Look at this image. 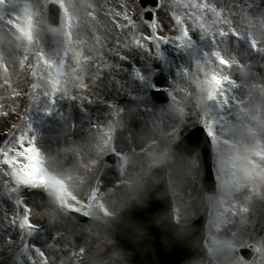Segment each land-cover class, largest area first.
<instances>
[{
  "label": "rangeland",
  "instance_id": "374dc122",
  "mask_svg": "<svg viewBox=\"0 0 264 264\" xmlns=\"http://www.w3.org/2000/svg\"><path fill=\"white\" fill-rule=\"evenodd\" d=\"M13 1L0 0V32L6 34L15 20L8 15L16 12ZM50 1L20 8L24 41L13 50L0 44V199L13 209L6 219L12 233L0 230L6 245L0 264L14 258L22 264H126L117 257L112 227H88L58 207L103 221L102 208L121 211L152 167L167 160L177 219L194 220L203 205L201 163L175 155V149L178 138L198 125L211 136L219 181L210 261L243 264L237 250L250 243L260 248L250 264H264V14L247 12L245 5L254 6V0H161L152 26L143 23L138 1L127 0L117 21L134 24L133 33L139 25L143 35L123 39L115 33L109 44L101 37L105 27L114 29L97 0H56L67 10L64 27L50 37ZM232 33L243 39L227 47L225 38L236 40ZM155 88L170 90V104L152 102ZM200 98L203 107L193 121ZM148 106H156L151 119H159L149 129L138 123L139 107ZM140 127L145 137H139ZM175 127L180 133L170 136ZM111 152L119 161L105 169ZM38 170L69 184L78 203L62 189H50ZM27 225L50 232L34 244ZM223 251L231 258L216 256Z\"/></svg>",
  "mask_w": 264,
  "mask_h": 264
},
{
  "label": "water",
  "instance_id": "95a60500",
  "mask_svg": "<svg viewBox=\"0 0 264 264\" xmlns=\"http://www.w3.org/2000/svg\"><path fill=\"white\" fill-rule=\"evenodd\" d=\"M168 194L151 185L136 199L121 222L116 221L117 251L132 264H180L206 253L207 215L190 226L172 222ZM132 249V250H131Z\"/></svg>",
  "mask_w": 264,
  "mask_h": 264
},
{
  "label": "bare ground",
  "instance_id": "6f19581e",
  "mask_svg": "<svg viewBox=\"0 0 264 264\" xmlns=\"http://www.w3.org/2000/svg\"><path fill=\"white\" fill-rule=\"evenodd\" d=\"M36 0H22V2L24 3V6H32V5H35ZM15 16H21V13L20 11H17L15 12ZM105 33L107 35V37H111L113 35L112 31L108 28L105 29ZM0 44H3L4 46H6L7 48H12L14 47L13 46V43L9 42L4 35H2L0 33ZM9 47H8V45ZM141 118L143 117V115L140 116ZM138 130L140 131L139 133V137H145L147 135V133H144L143 130H142V127L138 128ZM4 200V198H2V201ZM1 199H0V217H2L5 213H6V218L4 219H0V230L3 231L4 233L8 234L7 236H10V234L12 233V228H9L7 227L6 225V219L13 213V209L12 208H9L8 205H5L2 203ZM92 228V227H91ZM3 238L5 240H7V237L6 236H3ZM0 240H2L0 238ZM6 245L0 243V247H5ZM223 255H226L227 253L225 252H222ZM13 264H22L21 261H19L17 258H14L13 260Z\"/></svg>",
  "mask_w": 264,
  "mask_h": 264
},
{
  "label": "snow or ice",
  "instance_id": "6c2138e0",
  "mask_svg": "<svg viewBox=\"0 0 264 264\" xmlns=\"http://www.w3.org/2000/svg\"><path fill=\"white\" fill-rule=\"evenodd\" d=\"M141 2H143V0H141ZM150 15V14H149ZM222 63H226V62H224V61H222ZM214 79V81L216 82V83H219V81L214 77L213 78ZM31 151V150H30ZM71 210H75V209H71ZM46 259V258H45Z\"/></svg>",
  "mask_w": 264,
  "mask_h": 264
}]
</instances>
